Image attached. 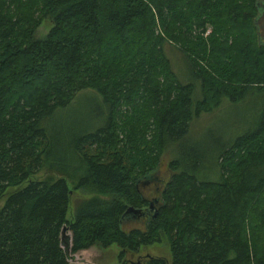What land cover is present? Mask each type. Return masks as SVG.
I'll return each instance as SVG.
<instances>
[{"label":"trees","instance_id":"trees-1","mask_svg":"<svg viewBox=\"0 0 264 264\" xmlns=\"http://www.w3.org/2000/svg\"><path fill=\"white\" fill-rule=\"evenodd\" d=\"M244 1L0 0V198L17 190L0 209V264H68L65 227L73 255L115 245L122 259L165 237L170 261L140 264H264L248 234L264 231V0ZM43 19L52 29L39 40ZM166 45L184 56L188 83ZM89 91L96 120L60 121ZM223 99L258 103L206 145L190 126ZM164 153L169 179L150 201ZM42 171L60 178L31 181ZM68 181L107 200L81 202L70 222Z\"/></svg>","mask_w":264,"mask_h":264},{"label":"rangeland","instance_id":"rangeland-1","mask_svg":"<svg viewBox=\"0 0 264 264\" xmlns=\"http://www.w3.org/2000/svg\"><path fill=\"white\" fill-rule=\"evenodd\" d=\"M230 7L232 8L234 5H238L237 7L239 10L244 11L246 7V2L244 0H229ZM29 4V3H28ZM6 5V4H5ZM19 5V4H18ZM31 7L32 5L29 4ZM26 10H30V7L27 6ZM39 10V7H35L33 5V10L31 12H37ZM230 26H233L237 29H239L241 32L240 25L235 24L232 22ZM257 27L259 29V32L261 33V39L264 40V13L259 18ZM52 29V23L48 19H43L40 21L39 26L34 31V38L36 39H45L46 36L49 34V32ZM252 26L250 27V24L248 28H242V33H244V36H247L248 34L252 38V41L254 40V36L252 37ZM208 36V32L205 35V37ZM255 43V42H254ZM164 53L166 57L168 58L170 62V67L173 72L176 73L178 78L183 84L188 83L191 81L190 76L188 74V66L186 63V60L184 56L181 54L179 50L174 48L171 45H166L164 47ZM260 95V94H259ZM97 97L95 92H85L78 96V100L76 102V105L73 106L71 109L62 112L60 114L59 119L60 121H66L70 123L73 127L82 126L85 125L84 121L86 122L89 119H95L96 116L93 113H96V111H100L99 107L96 103L93 104L91 101V98ZM254 99V98H253ZM258 99V96H257ZM81 100V101H80ZM80 101V102H79ZM255 103H251L249 105H244L245 103H231L229 100L223 99L220 105L215 108L213 111L207 114H203L200 118L194 120L191 124V130L195 135H201L203 136V143L206 145H222L223 142H225L226 136L229 134V132L233 131L236 132V129L240 128V126L243 125V120H246L248 116H250L249 112L252 109H256ZM98 114V113H97ZM95 123V122H94ZM99 125V122H97ZM243 129V128H242ZM238 131V130H237ZM241 133V131H240ZM118 149V148H117ZM119 150V149H118ZM98 153V151H97ZM106 156H109L108 151L105 152ZM97 155H102L101 153H98ZM171 159L170 153H164L160 159V167H159V181L160 184H154L150 186L148 190L145 191L147 194L146 196L149 197L150 201H153L154 199H157L156 191L161 190L165 183L168 182L169 179V170L168 165ZM60 178L57 174L49 173L46 171L40 172L38 175L31 178V181L34 182H43L48 179H54L57 180ZM154 184V185H153ZM158 185V186H157ZM68 187L70 188L72 195H71V201H70V207L68 212V219L70 222H73L75 217V212L77 210V207L81 204L83 201H87L96 197H99V199L107 200L106 197L98 196L93 189H87V188H77L79 185L76 182L68 181ZM17 190H9L7 191L2 198H0V209L4 206L6 200L10 195H12ZM151 194V196L149 195ZM153 212V211H152ZM144 220H140L138 224H132L130 226H127L126 229L130 230L132 228H141L140 223H144ZM249 224H255V219L252 220ZM255 228H251L248 231V234L251 238H255L256 242L253 244V246L259 247V249H262L261 252L264 253V231L259 229L257 227V237L254 232ZM254 233V235H252ZM68 236H70V233L66 231L64 233L63 241H65L63 245V250L67 255L68 258V264H140L147 260L149 257H159L163 258L166 261H170V249L168 242L165 237H162L159 244H155L149 247H143L141 248L138 253L131 254L127 253L124 255L122 259H120L121 249L117 246H111L107 250H102L100 248H91L87 251L79 252L75 255L71 253V246H68L67 239ZM71 237V236H70Z\"/></svg>","mask_w":264,"mask_h":264},{"label":"water","instance_id":"water-1","mask_svg":"<svg viewBox=\"0 0 264 264\" xmlns=\"http://www.w3.org/2000/svg\"><path fill=\"white\" fill-rule=\"evenodd\" d=\"M125 216H126V217H127V216H132V217L135 218V219H136V218L144 217V215H143V213H142L141 211L134 210L133 208L128 209V211L126 212ZM66 231H67L68 233H70L66 227L63 228L62 233H61V246H62V249H63V245H64V243H65V241H63V238H64V233H66ZM70 236H71V234H70ZM70 236H68V239L66 240L68 246H71V237H70Z\"/></svg>","mask_w":264,"mask_h":264}]
</instances>
